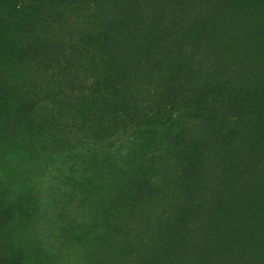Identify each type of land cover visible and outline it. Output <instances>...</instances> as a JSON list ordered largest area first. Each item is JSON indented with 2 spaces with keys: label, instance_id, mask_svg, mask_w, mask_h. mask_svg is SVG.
I'll list each match as a JSON object with an SVG mask.
<instances>
[{
  "label": "rangeland",
  "instance_id": "1",
  "mask_svg": "<svg viewBox=\"0 0 264 264\" xmlns=\"http://www.w3.org/2000/svg\"><path fill=\"white\" fill-rule=\"evenodd\" d=\"M96 1L0 0V93L61 105L0 113V264H264V0Z\"/></svg>",
  "mask_w": 264,
  "mask_h": 264
},
{
  "label": "trees",
  "instance_id": "2",
  "mask_svg": "<svg viewBox=\"0 0 264 264\" xmlns=\"http://www.w3.org/2000/svg\"><path fill=\"white\" fill-rule=\"evenodd\" d=\"M91 6V5H90ZM111 7V2L110 1H105V0H98L95 2V7H93V12H92V20L90 22L86 23L87 27H84L81 30L82 34H89V36L92 35H97L99 40H103L104 36L106 35L108 29L111 26V23L116 17L117 10L113 9V11H110L109 8ZM120 11V7L118 8ZM83 24V22L81 21ZM109 25V26H108ZM242 29V27H233L231 29L232 37L229 38L230 41H237L235 45H237L239 48L243 47L246 48L244 50H247L251 55L253 54V48L252 51L249 49L247 44H244L243 41L241 40V37H239V30ZM98 30V31H97ZM103 32V33H102ZM92 34V35H91ZM65 38V36H64ZM107 44H110V42H106ZM71 49H76V46L74 43L71 42ZM241 51V50H239ZM35 56V55H34ZM33 55H26L24 59H33ZM57 54L53 55L51 58V66L46 67V72L49 74V76L54 77L52 83L55 84V86H58V89H61L65 83L63 82V78L58 80V77H61L60 72L63 70L65 71V67L69 64H73L78 62V59H75V61L70 57L66 56L65 54H62L60 57ZM25 66H23V70L25 73L26 78L29 81V84L26 86H23L20 90V92H12L10 87H5L3 91L0 93V113H15L16 110L20 107H25L27 109V119L25 117V123L21 128V131L19 133V136L16 138L18 139L19 142L23 143L22 145L26 148L29 146V144L33 141L35 137L38 135L37 132L35 133L31 128L37 124L38 122L42 121H48L50 119V115L52 117H58L59 118V110L61 109V105H58V107H54L55 103L49 102V101H44L45 99L41 98V93H39V87L40 85H37L38 83L35 81L33 76L31 75V70L33 65L28 63L26 60H24ZM31 80V82H30ZM42 91V87H41ZM149 93H152V90L148 91ZM147 92V95H148ZM62 95V94H61ZM50 108V112L47 110ZM18 113V112H17ZM29 121V127L27 128V122ZM140 122H136V125H140ZM81 125V124H80ZM82 126V125H81ZM27 128V129H26ZM141 129V128H140ZM26 130V131H25ZM137 130V128H135ZM139 130V128H138ZM71 133L77 134L71 135V137H77L83 136L82 134L86 133L82 128L79 130H71ZM51 138V137H50ZM54 138V136H53ZM70 138V137H69ZM123 138V135L120 137ZM134 139H132L133 141ZM121 141V140H119ZM136 140H134L135 142ZM6 144H2L0 142V153L5 154V147ZM117 150V149H116ZM130 150H127L125 153H119V150H117L118 153V159H116V163H118L124 170L128 171L131 173V175H137V173L134 171V168L131 164V162L128 161L129 155H130ZM19 153V151L17 152ZM23 155V154H22ZM132 175V176H133ZM134 177V176H133ZM145 177H143L144 179ZM1 188V187H0ZM111 195V194H110Z\"/></svg>",
  "mask_w": 264,
  "mask_h": 264
}]
</instances>
